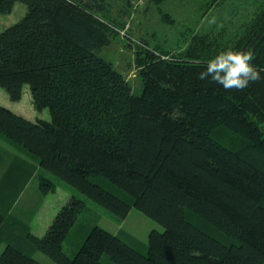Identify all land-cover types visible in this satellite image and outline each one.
Segmentation results:
<instances>
[{"label":"trees","instance_id":"16d2710c","mask_svg":"<svg viewBox=\"0 0 264 264\" xmlns=\"http://www.w3.org/2000/svg\"><path fill=\"white\" fill-rule=\"evenodd\" d=\"M112 1L0 0V14L26 5L0 32V87L17 102L27 86L34 109L50 115L30 120L0 104V136L34 159L41 194L56 189L50 172L117 223L136 208L163 231L148 233L143 254L126 231L92 225L69 257L63 242L86 201L72 195L36 235L13 213L25 181L7 174L0 180V264H41L36 250L57 264H104V255L115 264H262L264 71L244 90L227 91L198 73L227 48H251L252 63L264 69V0H249L231 33L191 29L172 52L142 41L134 60L139 93L100 55L117 35ZM222 1L205 0L202 14Z\"/></svg>","mask_w":264,"mask_h":264},{"label":"rangeland","instance_id":"374dc122","mask_svg":"<svg viewBox=\"0 0 264 264\" xmlns=\"http://www.w3.org/2000/svg\"><path fill=\"white\" fill-rule=\"evenodd\" d=\"M204 1L113 0L109 15L118 22L117 35L113 37L109 47L103 48L100 55L109 59L115 67L123 72L133 90L139 93L141 82L134 60L137 48L144 45L142 41L147 40L153 46L172 52L179 43H184L185 33L191 29L200 32H218L219 29L225 27L224 32L231 33L244 21L249 8L248 3L251 2L249 0H223L220 5L208 9L207 16L202 14L205 8ZM25 13L26 5L17 2L10 13L0 14V32L18 22ZM213 17L216 21L215 24H209L208 21ZM0 92L6 94L1 87ZM22 96L19 109L23 110L24 114L47 116L50 119L47 109L43 113L34 109L27 86L24 87ZM41 113L42 115H40ZM35 167L34 159L24 149L0 136V180L7 174H20L21 180L25 181L24 190L14 206L13 213L24 219L30 225V229L34 234L42 235L44 233L57 210L72 195L86 201L87 207L80 214L78 222L63 242V252L67 256L72 257L76 253L86 232L92 225H100L115 234V231H126L138 240V243L131 242L130 245H133L135 249L143 254L147 253L148 233L151 230L163 231L162 225L136 208H131L127 217L121 223H117L106 209L97 205L75 187L65 183L50 172H45L46 176L55 183L56 189L47 195H43L38 189L36 171L33 170L34 173H31L33 172L31 169ZM92 180L119 196L125 195L118 187L101 176H94ZM128 243L130 242L128 241ZM2 249L3 246L0 245V253ZM32 255L41 264H57L40 251L36 250ZM102 262L104 264H115L106 255L102 257Z\"/></svg>","mask_w":264,"mask_h":264},{"label":"clouds","instance_id":"9594fccd","mask_svg":"<svg viewBox=\"0 0 264 264\" xmlns=\"http://www.w3.org/2000/svg\"><path fill=\"white\" fill-rule=\"evenodd\" d=\"M213 17L208 21L215 24ZM256 53L251 49L238 50L227 48L217 52L204 62V68L198 73V79H211L226 91L231 89L244 90L250 83L261 80L260 72L252 63Z\"/></svg>","mask_w":264,"mask_h":264},{"label":"crops","instance_id":"0c3cea01","mask_svg":"<svg viewBox=\"0 0 264 264\" xmlns=\"http://www.w3.org/2000/svg\"><path fill=\"white\" fill-rule=\"evenodd\" d=\"M0 95H1V100H0V104L11 109L12 111H14L15 113L19 114V115H22L30 120H35V119H44V120H48L49 117L47 116H33L30 114H24L20 109L19 107L21 106L20 102L22 101V98L23 96L21 97V99L17 102H13V101H10L9 97L7 96V94H4L2 92H0ZM23 95V94H22ZM44 110H42L41 112L43 113ZM37 115H39L38 112H36ZM42 113L40 115H42ZM120 229V228H119ZM116 233L118 231H115Z\"/></svg>","mask_w":264,"mask_h":264}]
</instances>
